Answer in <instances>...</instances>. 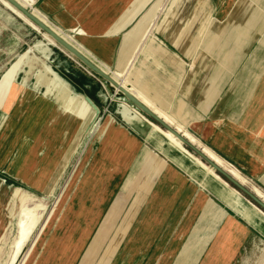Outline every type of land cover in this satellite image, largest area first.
I'll return each instance as SVG.
<instances>
[{"label": "crops", "instance_id": "crops-1", "mask_svg": "<svg viewBox=\"0 0 264 264\" xmlns=\"http://www.w3.org/2000/svg\"><path fill=\"white\" fill-rule=\"evenodd\" d=\"M36 5L35 11L28 7L43 22L102 69L120 74L121 85L143 104L160 117H173L175 128L189 132L238 170L244 185L250 181L264 195V0H36ZM61 54L47 59L57 74L43 66L34 87L26 85L38 61L32 57L11 72L18 82L0 86L5 177L42 195L84 139L88 143L76 161L87 152L95 161L84 185L59 204L66 214L33 235L23 264H83L112 223L108 264H248L252 250L259 252L256 264H264V219L247 199L132 118L128 106L136 108L114 97L109 83ZM42 74L50 78L45 93ZM116 104L127 124L115 118ZM62 180L54 194L61 193Z\"/></svg>", "mask_w": 264, "mask_h": 264}, {"label": "rangeland", "instance_id": "rangeland-1", "mask_svg": "<svg viewBox=\"0 0 264 264\" xmlns=\"http://www.w3.org/2000/svg\"><path fill=\"white\" fill-rule=\"evenodd\" d=\"M33 4L30 6V8L36 10L35 9V7L37 8L36 0H35V6ZM145 14L146 13H144L136 21V23L129 29V31L125 34V36L138 24V22H140L142 20V18H143V16ZM156 18H157V15H155V18H154L150 28L148 29L147 35L150 33V31H151V29H152V27H153V25H154V23L156 21ZM124 37H123V39H124ZM123 39H122V42H123ZM39 41H44V38H43V36L40 33H38L35 30H33L24 21H22L20 18L16 17L14 14H12L9 10H7L0 3V82L2 81L0 83V86L3 83L7 84V83H11L13 81H17L18 76H16L15 73L10 75L6 80H2V79L4 77V74L8 70H13L14 64L16 63V60H17L18 56L23 54L24 52H26L29 49V47L34 46ZM38 47L44 53V51L41 49V43L38 44ZM50 48L53 51L54 55L56 53H60V54L64 53V55H66L67 57L74 59L67 52H64L63 50H61V49H59L57 47H52L51 46ZM50 53L51 52L49 50L48 53H44V54L47 55V56H50ZM36 54H37V56L41 57V54H39V53H36ZM61 55H63V54H61ZM42 66H48V65L43 63ZM34 67H35V69L27 76L26 85L28 87H30V88L34 87V71L37 70V69H41V63L40 62H35ZM50 70H51V68H50ZM46 71H47V73L50 72V71H48L47 67H46ZM41 72L43 73V71H41ZM112 72H115V71H112ZM24 76H25L24 73H22L19 82H21L23 80L22 78ZM43 77L44 78H43L42 88H46L47 89V86L50 83V78H49L48 74H44ZM0 91H1V95L5 93V90H0ZM114 93H115V91H114ZM118 95H119L118 97H121V99H122L121 102L122 103H128L119 92H118ZM114 107H115L114 111H116L117 108H118V104H116ZM123 107H126L124 109L129 110V108L127 106H123ZM119 110H120V107L118 108V110H117V112L115 114V118L125 124V122L122 121L120 115L118 114ZM130 113H131L132 118L142 120L140 117H138L136 115V113L134 111L133 112L130 111ZM98 118H99V115H98ZM148 120L151 121L150 119H148ZM151 122H153V121H151ZM176 126H178V125H175V127ZM154 131H156V130H154ZM95 135H96V137L98 139H100L103 136V134H101V132H100V127L96 130ZM160 136H162V135L160 134ZM87 139H89V138H87ZM85 140L86 139H84L82 141L81 147H79L77 149L74 158H72L71 160H69V158H70V156L72 154V152L70 150L71 153L69 152V154L67 155L66 160L64 161L62 167L59 169V171H58L57 175L55 176V178L53 179V181H52L51 185L49 186V189H48L46 194L39 195V194L32 193L29 190L25 189L20 184L16 183L14 180L8 178L7 176L5 177L4 174L0 173V177L5 179L8 182V184L16 185L19 188H21V189H23V190H25V191H27L29 193L35 194L37 196V198H31V199H29L26 202V204L24 205L26 208H33L39 202H43V203H45L48 206L47 211L44 212V211L40 210L38 212V215L39 216L41 215V218H40L39 227L37 228L35 233L40 232V230H42V228L44 227L46 222L49 221L51 218H56V217L60 218V217H62V216H64L66 214V210H64L62 208L63 206H60L59 204L61 202H64L67 199L66 197L68 196L69 191H71L72 189L74 190V189H77V188H81L84 185V183L87 180V178L89 177L90 173L92 172L94 164H95V161H92V157L90 155V152H87L85 157L80 159L78 162L76 161L82 155L84 149L86 148V145H87L86 143H88V140H86V141ZM75 157H76V159H75ZM74 159H75V161H74ZM69 166H70V168H69L70 170L66 172L67 167H69ZM73 167H74V171L72 173ZM63 176H64V178H63ZM61 180H62L61 189L62 188L63 189H62V191H61V193L59 195L58 194H54V192H55V190H56V188H57V186H58V184H59V182ZM39 182H41L40 179H39ZM249 183H250V185H248V187L250 189H251L252 185L256 186L254 183H252L250 181H249ZM72 196H73V194L70 195V197H72ZM240 198H242V197H240ZM16 204H17L16 200H13L12 208H15ZM4 214H5L6 218L3 220V222L0 221V239L3 238V236H6L9 233L10 228H11V222H13L11 220V217H10L9 206L5 207V213ZM115 227H116V224L112 223L111 225L106 226V228L103 229V232L101 233V239L94 243V247L91 248V251H92L91 255L87 258V260H85V263H83V264H108L110 258L107 257L106 254L108 255V252H107L108 250L113 249V242H109L108 239L110 238V236H112ZM15 234H16V231L12 230V232L10 234V238H9L8 244L5 247L3 254L1 253V256L3 255L1 257V260H0L2 264H4L6 259H7V256L9 254V252H10V246H11L12 240L14 239L13 237H15ZM32 238H33V236H32ZM32 240L29 243V245L32 243ZM29 245H28V247H29ZM28 249L29 248H27V251H26L25 255L20 259L18 264H23V262H24V260L26 258V255L28 253ZM248 254H249L248 257L246 258L248 264H256L259 261V256H258L259 252L257 250H252Z\"/></svg>", "mask_w": 264, "mask_h": 264}, {"label": "bare ground", "instance_id": "bare-ground-1", "mask_svg": "<svg viewBox=\"0 0 264 264\" xmlns=\"http://www.w3.org/2000/svg\"><path fill=\"white\" fill-rule=\"evenodd\" d=\"M20 5H22L24 8L30 10L36 17H38L36 15V13H34L33 11H35L33 9V11L29 8L32 4H33V0H16ZM0 3L7 9L9 10L12 14H14L15 16L20 17L21 19L24 20V22L31 27L33 30H35L38 33H42L44 41H39L34 45L35 49L40 50V48L38 47V44L41 43V49H46L48 48L50 50V56L45 55L42 51V57L37 56L35 54H33V52L28 49L25 53L21 54L20 57L16 60V63L14 64V68L13 70L16 71L17 70V65L18 63L23 60L26 61V57H32V58H36L38 59V61L36 62H40L41 63V69H37L35 70V74L34 77L35 79L37 78L38 75V71H42L43 70V66L42 64L45 63L46 65H48L51 70L57 74V72L55 70L52 69V67L47 63V59H49L52 55H53V51L51 50V46L53 47V44H56L59 46V44L52 38L50 37L47 33L43 32L37 25H35L33 22H31L29 19H27L19 10H17L13 5H11L9 2H7L6 0H0ZM29 6V7H28ZM39 18V17H38ZM40 19V18H39ZM41 20V19H40ZM42 21V20H41ZM45 23V22H44ZM46 24V23H45ZM49 26V25H48ZM50 27V26H49ZM53 29V28H52ZM54 30V29H53ZM55 31V30H54ZM58 35H60L57 31H55ZM63 39H65L68 43H70L71 45H73L71 42H69L65 37H63L62 35H60ZM74 46V45H73ZM60 47V46H59ZM75 47V46H74ZM76 48V47H75ZM62 49V48H61ZM77 49V48H76ZM79 50V49H78ZM64 51V50H63ZM80 51V50H79ZM81 52V51H80ZM82 53V52H81ZM88 58V57H87ZM91 60V59H90ZM92 61V60H91ZM96 64V63H95ZM97 65V64H96ZM100 67V66H99ZM101 68V67H100ZM102 69V68H101ZM108 69V68H107ZM13 70H9L6 74L7 76H10L11 72ZM104 70V69H103ZM105 71V70H104ZM109 72V71H106ZM113 78L115 79V81H117L120 85H121V75L120 74H116L115 73H111V71L109 72ZM26 75V74H25ZM60 77V76H59ZM62 80H64L62 77H60ZM37 80V79H36ZM65 81V80H64ZM18 82V81H16ZM72 89L73 87L67 82L65 81ZM124 81H122L123 83ZM128 83V82H127ZM122 86V85H121ZM124 89H126L124 86H122ZM44 93L46 92V88H44ZM117 90V89H116ZM127 90V89H126ZM69 91L68 86H64L61 94L66 95V93ZM118 91V90H117ZM75 92V91H74ZM131 93V92H130ZM132 94V93H131ZM133 95V94H132ZM137 98V97H136ZM138 99V98H137ZM139 100V99H138ZM81 101L79 100V104L80 105ZM123 107V104H121ZM145 105V104H144ZM133 106V105H132ZM130 109H132V111H134L136 113V115L138 117H140L144 123L156 130V132H158L159 134H161L163 136V138L170 143L171 145H173L175 148H177L179 151H181L184 155H186L188 158L192 159V161H194L202 170H204L208 175L214 177L217 181H220L221 184H223L225 187H228V184L226 181H224L222 179V177L215 172V170L209 166L207 163H204L199 157L195 156L193 153H191L189 150H187L184 146V144L181 142V140H179L174 134H172L171 132L162 129L160 126L154 124L153 122L149 121L148 118L145 117V115L141 112V110L135 106L136 109L132 108L131 106ZM149 108V107H148ZM150 109V108H149ZM144 116H143V115ZM165 114V113H164ZM161 117H163V119L172 127H174L175 124V119L173 117H169L166 115H161ZM109 122L114 123L113 120H109ZM125 122V121H124ZM107 123V124H108ZM126 123V122H125ZM127 124V123H126ZM107 126V125H106ZM105 126V129H106ZM178 131H180L181 133H183L192 143H194L195 145L200 146L203 151L213 160L215 161L218 165H220L221 167L225 168L227 171H229V173H231L235 179H237L238 181H240L242 184H246L247 180L240 174V172L232 167H229L220 157H218L217 155H215L210 149H208L207 147H204L200 144L199 141H197L196 138H194L189 132H187L186 130H183L182 127H178L177 128ZM105 131V130H104ZM104 134V133H103ZM248 185V184H247ZM230 192L232 194H234L237 197H241L240 193L238 190H236L235 188H229ZM257 195L264 201V195L257 189H255ZM31 198H37V196L35 194L29 193L21 188H19L16 185L13 184H8V182L0 177V221L3 222V220L6 218L5 217V207L9 206V212H10V217L11 220L13 222H11V228L9 233L6 236H3V238L0 239V260H1V253L3 254L5 247L8 244L9 238H10V234L12 232V230L16 231L15 237H13L14 239L12 240L11 246H10V252L7 256V259L5 261L4 264H18L20 259L25 255L28 245L32 240V236L34 235L35 231L37 230V228L39 227L40 224V218L41 215H38V212L41 211H47L48 206L43 203V202H39L37 203L33 208H26L24 205L26 204V202L31 199ZM243 199H245L244 197H242ZM13 200H16L17 204L15 206V208H12V202ZM32 201V200H31ZM246 202L248 203V205L250 206L251 209H253L254 211H256L263 219H264V212L262 210H260L257 206H255L254 204H252L251 202H249L248 200H246ZM50 204V203H49ZM8 213V212H7ZM2 224V223H1ZM14 233V232H13ZM11 242V241H10ZM7 251V250H6ZM4 261V260H3ZM0 264L1 261H0Z\"/></svg>", "mask_w": 264, "mask_h": 264}, {"label": "water", "instance_id": "water-1", "mask_svg": "<svg viewBox=\"0 0 264 264\" xmlns=\"http://www.w3.org/2000/svg\"><path fill=\"white\" fill-rule=\"evenodd\" d=\"M6 1L13 5L17 10H19L27 19L37 25L43 32L47 33L50 37H52L65 52L71 55L84 68L109 83L113 91L119 92L130 105L139 108L148 119L153 121L162 129L174 134L179 140H181L184 146L188 148L194 155L198 156L202 161L211 166L215 170V172L218 173L230 186L238 190L239 193L244 196V198H246L249 202L257 206L260 210L264 212V201L252 189L235 179V177L231 173H229V171H227L225 168L221 167L215 161H213L203 151V149L192 143L183 133L178 131L177 128L169 125L164 119H162L154 111L149 109L146 105H144L128 90L124 89L117 81H115V79L109 72H106L101 69L98 65H96L93 61L87 58L73 45H71L60 35H58L51 27H49L38 17H36L30 10L20 5L16 0Z\"/></svg>", "mask_w": 264, "mask_h": 264}, {"label": "built area", "instance_id": "built-area-1", "mask_svg": "<svg viewBox=\"0 0 264 264\" xmlns=\"http://www.w3.org/2000/svg\"><path fill=\"white\" fill-rule=\"evenodd\" d=\"M81 65V64H80ZM82 66V65H81ZM83 67V66H82ZM118 95V92H115L114 93V97H116Z\"/></svg>", "mask_w": 264, "mask_h": 264}, {"label": "trees", "instance_id": "trees-1", "mask_svg": "<svg viewBox=\"0 0 264 264\" xmlns=\"http://www.w3.org/2000/svg\"><path fill=\"white\" fill-rule=\"evenodd\" d=\"M188 149V148H187ZM189 150V149H188ZM190 151V150H189Z\"/></svg>", "mask_w": 264, "mask_h": 264}]
</instances>
